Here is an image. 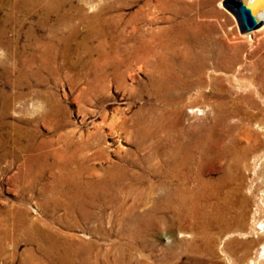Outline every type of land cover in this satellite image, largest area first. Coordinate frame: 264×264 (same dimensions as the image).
I'll list each match as a JSON object with an SVG mask.
<instances>
[{"label":"rangeland","instance_id":"374dc122","mask_svg":"<svg viewBox=\"0 0 264 264\" xmlns=\"http://www.w3.org/2000/svg\"><path fill=\"white\" fill-rule=\"evenodd\" d=\"M230 5L231 0H0V264H49L38 261L43 254L37 242L47 247L38 227L69 245L99 241L104 250L115 239L106 231L118 230L120 217L141 211L151 204L148 197L162 192L160 181L143 170L157 165L160 155H170L176 138L159 128L139 145L132 127L150 107L156 114L175 108L150 82L159 73L154 51L162 44L175 63L184 60V51L205 62L206 84L182 93L179 127L205 130L215 122L219 101L225 115L215 124L213 152L199 159V188L192 175L189 179L188 189L199 192L191 227L179 237L174 227L159 224L149 233L152 248L144 254L151 261L167 257L168 264H264V239L256 232L243 234L252 226L256 193L264 187V27L241 33ZM194 69L193 63L186 72ZM120 122L129 124L130 138L116 129ZM224 147L229 153L216 156ZM244 147L251 150L236 170L230 153ZM81 151L84 163L73 159ZM118 160L140 177L130 195L144 201L139 209L129 212L131 198L122 208L110 204L101 192L89 196L88 213L70 209L58 184L65 166L82 164L85 178L87 169L102 172ZM243 196L245 229L221 232L219 212L243 210Z\"/></svg>","mask_w":264,"mask_h":264},{"label":"bare ground","instance_id":"6f19581e","mask_svg":"<svg viewBox=\"0 0 264 264\" xmlns=\"http://www.w3.org/2000/svg\"><path fill=\"white\" fill-rule=\"evenodd\" d=\"M241 1L250 9L251 14L255 20L263 21L261 26L264 27V8H263L264 0H246L247 2L246 1L244 2L243 0ZM258 5H261L263 7L258 8L257 7ZM160 47L161 50L159 52L154 51L155 53H157L158 56L157 57L158 61H156V67L159 68V73L158 76L153 77L150 80V82L154 86V89L157 91V93L158 94L160 93L162 95L161 97H163V100L166 102L170 101L174 103L175 108H172L170 110H165V112L161 111L159 114H156L154 112V109L150 107L149 115L147 117L145 116L143 119L134 120L132 127L134 129V135L138 138L139 145L142 142V139H147L155 136L156 130L157 129L159 130V128L171 132V135H173L174 138H176L175 144L173 145V148L175 150L170 155L168 156L160 155V162L157 165L155 166L150 165L147 168L148 170L146 169L145 171L143 170V173H148V175H151L160 181L161 184L159 185V188H161L162 192H160V194L156 196L153 195L152 197H148L151 198L150 199L151 204L149 203L150 204L149 206L146 207L143 206L144 208H142L141 211L133 213L130 211L138 210L139 209L138 206L144 203V201L141 198L133 199V197H130L132 191L135 190V187L139 183H141L140 182L141 180L139 176L130 174L127 171L128 170L127 167L126 170L125 168L126 161H120V160L114 161L113 163H110V166H108L107 169L104 170L102 169L103 170L102 172L96 169H92V170L87 169L86 170L87 176L85 178H84V170L82 168V164L80 166H78L79 165L78 164L77 167L75 165V169L72 170L69 167L65 166L66 170L64 172V176L63 177L61 176L58 179V184L60 185V190L64 192V195L70 198V202L72 206L70 209L74 210L76 206V208L78 209L81 208L83 210V214L88 213V211L86 210L88 198H90L89 196H92L94 192L96 196L101 194L100 196L102 197V199L106 200L108 203L118 204L119 208L124 207L131 198L132 202L130 204L128 203L129 205L127 207L130 213L127 214L126 216H124L125 215L124 214L122 217H120L119 221L122 222H119L121 226L118 230L106 231V237H108V239L109 237L112 236L115 239L112 238L110 246L108 248H104V250L98 248L97 242L99 243V241H95V240L83 241L82 243L81 241L77 240L76 243L75 242L71 243V245L66 244L62 241H59L55 237L56 235L55 233H52L46 228L43 227L39 228L37 226L38 229L43 230L41 233L43 234V237L40 238V240L43 241L42 244L47 243V247L41 249L40 247L41 245L37 242L38 249L41 250L43 254L41 258L39 257L38 261L46 260L49 264H168L166 262L167 257L166 258L162 257L156 261L155 260L151 261L149 258L152 257H150L148 253L144 254L145 253L144 251L148 249V246L149 248H152L151 245L152 242H149L148 240L149 233L153 228L158 227L159 224L160 225L165 224L170 229L174 227L177 235L181 237L186 234L187 228L191 227L189 226V222L192 220V219L190 220V216H191L190 214L194 211L196 207L195 196H197L199 192L197 193V191L193 189H188L187 186L188 183L190 182L189 179L191 175L193 178L192 179L193 183L195 185L203 181L202 178L200 177V173L202 172L199 169V165H200L199 159L202 158L201 155L205 156L209 154L212 151V149L214 150V146L218 142V138L215 135V128H216L215 124H217L218 119H220L222 115H225L223 114L224 111L222 109L224 102L219 101L215 105V111H216L215 122L207 126L205 130L200 129L199 127H193L192 129L190 127L186 129L180 128L179 114L181 109L179 108V106L182 101V93L189 91L193 86L202 87L206 84V81L202 77V71L204 70L205 62L202 59H199L198 56L196 57H194L195 55L192 56L193 54L191 55L190 52L189 54L187 53L184 54L185 52L184 51V52H180L182 53V57L184 58V60L181 63H175L174 60L171 57H169V54L167 53L168 46L162 44ZM144 48L146 50L149 49L151 51L149 46H145ZM173 51L177 52L178 50L175 49ZM193 63L195 64V69L192 72L187 73L186 72L187 69ZM188 76H194L196 81L188 79L187 78ZM213 80H216L217 82L218 79L214 78ZM174 88H177V92L175 94H173L171 91ZM139 113L141 114V112ZM126 125L127 124H125L124 122H120L116 124L117 126L116 129L123 131L124 133H127L128 131L127 136L130 138L131 137L129 134L130 132L127 129ZM167 138L169 139V137ZM131 140H133V138H131ZM134 145L136 148H138L139 146L138 144H134ZM224 149L225 147L219 152L217 151L218 153L215 152V154H217L216 156L221 157L226 153H229V149H225V150ZM250 150H251L250 147H244V148L232 150L230 153L232 154L233 157L231 159L232 167H234L236 170H239L240 167L245 166V161L247 159V155L250 152ZM83 151L78 153V155L73 159L78 158L77 160H81V161L83 160L82 162L84 163L86 155L84 153L83 155L81 154ZM71 160L72 159L69 157L66 159V162H68L69 164ZM134 160L136 161L135 158ZM138 162H140V160H138ZM63 164L66 163L64 162ZM193 164L194 166L191 169V165ZM230 167L228 168L230 169ZM142 177L143 176H141V179ZM238 178L240 179L241 177ZM226 179L227 180L229 179V174L226 175ZM99 192L101 193L99 194ZM120 193H122V197L120 196ZM254 193L255 192H253V194ZM103 194L106 196L107 199L105 197H104L105 199L103 198ZM256 196H257L256 199L257 202L255 203V207L250 214V221L252 222V226L249 227L248 230L243 234L246 235L245 237H248L252 232L253 233L256 232L258 234L257 236L264 239V219H262L263 216L262 214L264 213H263V209L261 208V206L264 208V187L262 189H258ZM141 197L146 198L147 195L146 194L141 195ZM244 197L246 196L242 197V201H240L239 204L241 207H244V209L243 210L240 209V211L234 215L229 214L228 212H224L223 210L221 211L219 210L220 212L217 210L219 212L218 220L220 221V223H222L220 228L221 232L224 233L225 231H229L230 229H233V227L237 229L238 228L243 230L245 229L246 227L245 220L249 217H246L245 208H247L248 206H247V199L246 198L244 199ZM140 201L141 203H139ZM228 203L229 205L227 206L228 208H230L231 207L230 199L224 201V205ZM192 214L194 215L195 213ZM84 217H85L84 219H88L90 216L85 215ZM96 218L100 224L103 222L101 217H96ZM19 223L23 225V222L19 221ZM35 225H36L35 223L34 224L31 223L30 229L33 230V228H35ZM22 229H25V226H22ZM39 232H41V230H39ZM31 237L28 235V237L26 238L29 240H33ZM260 250H261L260 256L263 258L264 243L260 247Z\"/></svg>","mask_w":264,"mask_h":264},{"label":"water","instance_id":"95a60500","mask_svg":"<svg viewBox=\"0 0 264 264\" xmlns=\"http://www.w3.org/2000/svg\"><path fill=\"white\" fill-rule=\"evenodd\" d=\"M231 1L232 5L228 6V8L235 15L241 33L253 31L262 25L263 21L255 20L250 9L241 0Z\"/></svg>","mask_w":264,"mask_h":264}]
</instances>
